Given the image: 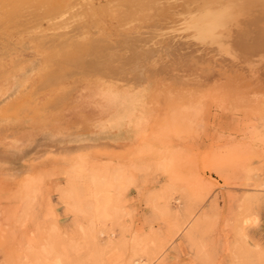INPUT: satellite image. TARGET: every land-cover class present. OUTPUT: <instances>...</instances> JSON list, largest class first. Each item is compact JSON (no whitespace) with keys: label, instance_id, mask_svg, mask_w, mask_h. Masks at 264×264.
Instances as JSON below:
<instances>
[{"label":"rangeland","instance_id":"obj_1","mask_svg":"<svg viewBox=\"0 0 264 264\" xmlns=\"http://www.w3.org/2000/svg\"><path fill=\"white\" fill-rule=\"evenodd\" d=\"M93 1L0 0V264H264V36L233 56L176 22L185 1ZM97 39L139 42L141 72L73 78L88 62L124 78L125 52L80 48ZM121 92L143 99L102 123Z\"/></svg>","mask_w":264,"mask_h":264},{"label":"bare ground","instance_id":"obj_2","mask_svg":"<svg viewBox=\"0 0 264 264\" xmlns=\"http://www.w3.org/2000/svg\"><path fill=\"white\" fill-rule=\"evenodd\" d=\"M67 1H69L70 3H74V2L93 3L94 2L93 0H92V2H91V0H67ZM138 1L141 2L143 0H138ZM158 1L161 3H164V4H162V5H164V7L168 6L170 8H173V6H176L175 2L177 5L181 4L180 2H183V1L187 2L186 4H183L184 6H186L184 8L183 12H179L176 9H172L171 10L173 12L172 15L175 16L174 18L176 19V22L177 21H179V23L181 22L180 24H182V26H184L187 31H190V33L188 32V34L192 37V39L195 41V43L198 44L200 47L207 46V47H210L211 49H214V50L216 49V51H219V52L225 51L227 54L234 56L236 54L235 52H237V51L238 52L241 51L244 53L250 52L254 48L253 44H254L255 38L264 36V0H158ZM177 2H179V3H177ZM53 6L56 7L55 5H52L51 6L52 8H50L51 10L53 9ZM23 14L25 15V13H23ZM139 33H141V32H139ZM252 38H253V40H252ZM182 39H184V37H182ZM179 42H177V44L175 46L185 50L184 53L189 55L193 52L194 49L192 48L193 49L192 50L191 48H189L190 45L192 46V43L191 42L188 43L189 41H186V38L184 40H182V42H180V43ZM138 44H139V42H137L136 40H130L129 42L123 41V42L110 43L108 40L105 41V40H98L97 39L95 42L92 41L91 43L84 44L80 47L82 49L84 48L86 50L85 51L86 53L90 52V50H92V49L93 50L96 48L102 49V48H105L108 46L116 47L117 51H118V53H120V55L123 52H125L127 59L126 58L121 59V63H123V64L126 63V67H128L129 73L126 71H122L123 64L117 66L119 68L118 73L119 74L123 73L122 76L125 79L124 78L118 79V78L111 77L112 75H110L108 71H111V72L116 71L114 68L113 69L112 68L107 69V70H101V69L97 70L95 65L89 63L87 58L84 57L86 54L85 52H81L82 55H79L78 58H72L69 62H72L73 63L72 66L75 68H80V65L86 64L88 62L86 64L87 70L82 75L80 73L79 76H78L77 71L71 72L70 75L75 79H78V78L80 79V77H82V76H87L91 79H96L98 81L99 80L104 81L103 79L105 77L106 79L109 80L108 82H131V79H130L131 77L129 76L130 73H131V75H135L136 71H137V73L141 72L142 69H141L140 64L142 62V59L145 57V56L143 57V55L141 54V50L138 48L140 45H138ZM217 46H219V47H217ZM195 58H196L197 63L199 65L209 66V64H210V63L203 62L204 58H203V56H201V54H198L197 56H195ZM107 60H108V57H104V60L102 62H107ZM194 65H196V64H194ZM105 67H107V66H105ZM107 68H109V67H107ZM195 68H193V69H195ZM204 71H208V69H206ZM188 76L189 75H183V73H182L179 75V78L181 80H190V79H187ZM228 76H230V75H228ZM44 78L45 79L43 80V82H61L63 76L61 75V73H57L56 75H54V74L51 75V73H48V74H46V76ZM135 79L132 82H136ZM191 79L193 81H197L199 79V77L198 76H196V77L192 76ZM95 96H93V97H95ZM92 98H91V100H92ZM116 98H118L117 100L119 101L118 105L115 106L114 109L106 112V115L107 114H109V115L114 114V117H116L122 108L125 109V112H129V111L131 112L132 109L136 108V105H139V102L142 101L141 99H143V96H137L135 94L130 95V94L121 92L118 95H116ZM94 100H96V98ZM115 114H116V116H115ZM128 117H129V115H128ZM117 120L118 119L116 117L115 121H117ZM58 147L54 151L58 152V151L64 150L61 147H59V148ZM79 163H80V161H79ZM81 164H83V163H81ZM75 166H77V165H75ZM120 168H121V166H120ZM73 171L75 172V170H73ZM73 171H71V172H73ZM115 171H116V169H115ZM120 172H116V173L113 172L115 174L110 175V176L113 175L112 180H110V181H109L110 176L108 177L109 178L108 180L106 179L108 174H106L105 178H102L104 173L101 176V174L100 175L96 174V173L93 174L91 172L92 174L89 173V175H90V181L89 182H91L93 184V186L96 185L98 187V186H101L102 184L106 183V181H107L108 183L110 182L115 187L118 184H120L119 182H120V179L122 177V174H121L122 172L121 173ZM70 176H71V174H70ZM74 177H76V175ZM68 178H69V176H68ZM69 179L71 180V177ZM70 180H68V181L71 182ZM72 182H73V180H72ZM25 183L27 184V182H25ZM122 183H124V182L122 181ZM109 184H108V186H109ZM27 185L31 188L30 183ZM74 185H75V183H74ZM84 185H86V184L84 183ZM70 186L71 185H68L69 188H70ZM125 186H126V183H125ZM76 187H77V185H76ZM120 187L121 186H119L118 188H120ZM69 188H67V189H69ZM25 189H27V188H25ZM71 189H72V187H71ZM122 189H125V188H122ZM26 195H28V194H26ZM73 195H74V193H71V194L68 193L66 196L68 198L69 197L74 198ZM76 195L79 196V194H76ZM27 198H28V196L26 197V199ZM83 201H82V199L80 201V196H79V198L76 199V206L78 208H80L83 205ZM27 202L28 201H26V203ZM26 203H25V205L27 206ZM88 204L91 205V202ZM23 208H25V207H23ZM127 264H135V263L129 262Z\"/></svg>","mask_w":264,"mask_h":264},{"label":"crops","instance_id":"obj_3","mask_svg":"<svg viewBox=\"0 0 264 264\" xmlns=\"http://www.w3.org/2000/svg\"><path fill=\"white\" fill-rule=\"evenodd\" d=\"M112 108V105L110 106V108H108V104L107 105H105V103L104 102H102V103H99V104H97V106H96V109H97V112H96V114H106V112H108V111H110V110H112L111 109ZM114 108V107H113ZM107 115H109V114H107ZM111 115V114H110ZM83 116H85V117H88V115H83ZM83 116L81 115L80 116V119L79 120H75V121H72V123H70V126L71 127H77L78 125H81V129L83 128V126H82V124H83ZM112 117L111 118H109L107 121H105V122H102V123H110V124H113V123H116V121H115V118L116 117H114V114H112L111 115ZM96 146H98V147H105V146H112V145H114L113 143H111V141H109V142H106V143H100V144H95ZM94 145V146H95ZM91 147H93V145H91V144H85V143H83L81 146L80 145H78V146H76V147H72V148H70V149H68V150H71V149H77V148H79V149H81V150H85V149H87V148H91ZM62 149H64V148H62ZM47 166H50L51 164H46ZM132 192H133V190H131L130 191V195L132 194Z\"/></svg>","mask_w":264,"mask_h":264}]
</instances>
